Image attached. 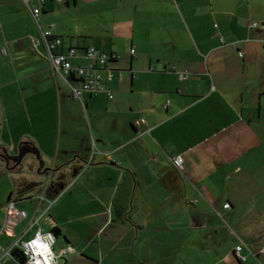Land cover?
Returning <instances> with one entry per match:
<instances>
[{"label": "crops", "instance_id": "obj_1", "mask_svg": "<svg viewBox=\"0 0 264 264\" xmlns=\"http://www.w3.org/2000/svg\"><path fill=\"white\" fill-rule=\"evenodd\" d=\"M106 1H49L37 21L20 0H10L0 99L10 98L16 84L23 97L30 83L31 115L57 124L35 126L31 118L32 127L9 130L6 149L18 140L19 155L28 139L38 151L39 176L64 174L67 186L50 210L45 202L23 201L41 190L18 194L17 208L28 217L10 227L13 237L0 235V258L40 207L36 216L49 210L40 229L61 231L56 251L67 255L60 264H264V0ZM93 8L98 17L113 13L110 23L104 19L106 31L86 34L89 45L67 43V19L78 12L96 17ZM46 31L64 39V53L86 45L117 55L107 86L112 100L86 94V111L70 97L51 72L45 43L33 45ZM27 49L19 77L30 81L6 82ZM71 62L91 63L81 51ZM4 121L0 112L2 149ZM242 244L246 262L234 255ZM2 264L21 263L5 255Z\"/></svg>", "mask_w": 264, "mask_h": 264}, {"label": "built area", "instance_id": "obj_2", "mask_svg": "<svg viewBox=\"0 0 264 264\" xmlns=\"http://www.w3.org/2000/svg\"><path fill=\"white\" fill-rule=\"evenodd\" d=\"M22 5L29 11L32 17L38 21V17L41 16L42 10L47 4V2H57V3H65L68 0H20ZM38 2L37 7L33 6V2ZM41 39L33 40V45L36 47L42 41L46 45L47 52L49 54L48 59L50 60L51 69L55 77H60L68 87L70 97L75 100H79L82 102V98L86 94H95V93H107L109 99H113L112 93L106 87L110 82L113 81L114 75L113 71L110 70V67L105 66L107 64V60L110 59L108 54L97 50L94 47L88 48L86 52H83L84 56L87 60L91 61V63L87 66H74L71 62V58L77 57V50L69 49L67 53H64L60 50L62 45V41L56 38H52L51 32H42ZM53 40V41H50ZM3 54L6 55V50L4 49ZM135 50H131V54L135 56ZM144 122V121H141ZM140 124V123H139ZM173 164L176 167H181L182 158L173 159ZM182 168V167H181ZM49 185H47L48 187ZM37 199H41V202L47 203L50 208L52 204L55 202L47 201L45 194ZM36 199V200H37ZM35 200V201H36ZM37 204L40 203L36 202ZM16 204H11L6 211V223L4 227L0 229V235H7L13 237L12 231L8 228V225L13 223L15 225L18 221H21L27 218L28 214L26 211H22L17 209ZM229 205H226L225 208H228ZM40 207H37L35 210V217L31 220V222L24 229L21 236H19L10 248L4 253L2 258H0V264H2L4 256L11 257V252L14 249H18L23 252V255L26 258L25 264H60V261L65 258L67 255V251L65 249L57 252L55 250L56 247V239L51 233H43L42 230L39 229V219L38 212L40 211ZM44 213H42L43 215ZM40 215V216H42ZM39 216V217H40ZM38 226V230L35 236L29 240L25 241V236L32 230L33 227ZM1 248V247H0ZM241 250V249H238ZM241 259L245 260V257H241Z\"/></svg>", "mask_w": 264, "mask_h": 264}, {"label": "rangeland", "instance_id": "obj_3", "mask_svg": "<svg viewBox=\"0 0 264 264\" xmlns=\"http://www.w3.org/2000/svg\"><path fill=\"white\" fill-rule=\"evenodd\" d=\"M6 1H7V3H6ZM106 2L112 3L110 0H107ZM4 3H6L7 5H5ZM9 3H10V0H0V40H2V39L4 40V37L8 38L12 34V32L7 31V29L9 27L8 24H10L12 22L13 18H11V19H8V18L5 19L4 18V16L7 14V10L12 11L14 9V6L12 4H9ZM59 4H61V3H59ZM74 11L75 10L72 9V12H74ZM92 11L95 13L96 17H92V18L89 16L88 17H85V16L82 17L81 15L79 16L80 12H78L77 17H79V18H77L76 13L74 12L75 14L71 15V19H67V21L65 22V27L71 33V35L65 37V40L67 41V43L71 42L75 46V45H77V43L84 44V42H87L89 45L91 43V37L85 36L86 34H93V35L95 34L96 35L98 33V31H101V32L106 31L108 26H107L106 22H104V19L106 21H108V23H110L111 18L113 16V13L111 11H108L102 17H98L96 9L93 8ZM11 16H13V14L10 13V17ZM72 17H75V18L72 19ZM5 25H6V29L4 27ZM21 32H22L21 27L19 26L18 27V34H19L18 36L21 35L20 34ZM26 36H28V34ZM96 37H98V36H96ZM69 48L70 47H68V49ZM74 48H77V47H74ZM30 55L31 54H29V51L27 49L24 56L22 58H19L18 56H20V53L18 52V56H16V63H15L16 67H15V69H12L11 71H9V73L6 75V77H5L6 82L18 80L21 82L20 83L21 85H24V83H27L30 81V78L23 79V78L19 77L21 70H23L25 68V67H23L21 69V62H23V61L27 62V59L30 58L29 57ZM18 65H20V69H18ZM17 69L19 70V73H18ZM25 73H30V71L26 70ZM64 86L67 87L66 85H64ZM26 89L28 91L25 93V95L23 97L20 98V97H18V84H16L15 88H13V86H11L10 89L8 90L7 94H9L10 98L0 99V112L3 115V118L5 120L4 123H6V127H7L5 135H4L5 136L4 138L7 142V145L5 146L4 150H7L6 148H8V146L11 147V145H9L10 143L8 142V140H10V138H11L9 136L10 135L9 130L11 129L14 131V134H18V127H22V128L29 127V126L32 127L33 125L31 124V118H32V121L35 124V126L53 127L55 124H57L56 119H54V123H52L49 120V118H47V117L44 118L43 120H40V122H36V119L31 115L30 110H29V109H31V99L29 96L32 95L30 83H28V85L26 86ZM4 95H5L4 92L0 93V96L4 97ZM83 112H84V109H83ZM87 113L89 114V111ZM0 144H1L0 146H2V148H3L4 143L2 141H0ZM18 145H19V143L17 140L13 143L12 148L10 149L11 153H14V154H11L9 149L7 150L10 157L13 158V157H15V154L16 155L18 154V150H17ZM37 159H38L37 156H33V155L32 156L31 155L25 156V159L22 162L24 169L21 170L19 173L18 172H15V173L9 172L7 170V166L5 164H3L2 161H0V210L6 205L8 208L11 204L13 205V203L14 204L18 203L17 201H14V199L17 198L18 194H19L18 193L19 191L17 188H19V183L22 180H18V179L21 177H25L29 182H34L37 184V187L34 189L36 191L35 194L41 190L40 195L34 197L35 199L38 197H41L44 194L45 195L47 194L48 189L51 188V186H52V184H50L47 187V183H50L49 179H52V177H48V174H49L48 172H47L48 174H46L44 172L43 174H41L39 176L38 170H37V166H38ZM233 184H234V181L231 184L232 187H234ZM35 194H32L31 196H35ZM19 195H21V194H19ZM9 196H11V198H13V201L10 199V201H8V204H7L6 201L9 198ZM19 197L22 198L23 196H19ZM40 201H41V199H37V202H40ZM26 208L28 209L29 206L27 205ZM1 223L2 222L0 220V226L2 225ZM12 224L13 223L8 225V228L10 230H11L10 227H12ZM2 238L4 239V237H2ZM56 249H58V245L55 247V250Z\"/></svg>", "mask_w": 264, "mask_h": 264}, {"label": "trees", "instance_id": "obj_4", "mask_svg": "<svg viewBox=\"0 0 264 264\" xmlns=\"http://www.w3.org/2000/svg\"><path fill=\"white\" fill-rule=\"evenodd\" d=\"M69 1V0H68ZM67 1V2H68ZM66 3V2H65ZM44 9V8H43ZM42 12H43V10H42ZM51 35H52V33H51ZM41 38H42V35H41ZM52 38H56V39H59L60 41H62V45L64 44V39H62V38H59V37H54L53 35H52ZM50 41H53V40H50ZM61 45V47H60V49H62V46ZM70 46V48L69 49H71V50H77V51H81V52H86L87 51V49L88 48H91V47H86V45H84V47L83 48H79V47H77V48H74L73 46H71V45H69ZM95 48V47H94ZM98 50V49H97ZM63 52V51H62ZM102 52V51H101ZM108 56L110 57V59L109 60H107V64L105 65V66H107V67H110L111 69L110 70H112L113 71V75H114V73H115V69L113 68V64H115L116 63V61L118 60V57H117V55L115 54V53H112V54H108ZM120 75V74H119ZM114 77H115V75H114ZM120 77H121V75H120ZM109 85V84H108ZM107 85V86H108ZM106 86V87H107ZM108 88V90L111 92V90L109 89V87H107ZM112 93V92H111ZM95 94H100V93H95ZM105 94H107V93H105ZM113 95V94H112ZM107 96H108V94H107ZM108 99H109V96H108ZM109 100H112V99H109ZM77 101H79V100H77ZM81 102V101H80ZM81 104H82V107L86 110V105L84 104V102H83V99H82V102H81ZM20 153H21V155L22 156H27V155H33V156H37L38 155V151L36 150V148L34 147V146H32V145H24V146H22V148L20 149ZM46 174H48V173H46ZM52 175V174H51ZM57 181V182H56ZM59 179L57 178V179H54V178H52L51 179V182L50 183H47V185H50V184H52V186H51V188H49L48 189V192H47V196L45 195V197H46V200L47 201H51V202H56V199L62 194V192H63V190H64V187H66L65 186V184H64V181L65 180H61V181H59ZM69 185V184H68ZM64 186V187H63ZM37 187V184L36 183H32V182H26V181H23V182H20L19 183V188H17L18 189V193L19 194H24V193H28V192H31V191H33V189H35ZM63 187V189H61ZM34 200H36L35 198H33V197H31V198H27V200L26 199H24L23 201H33L34 202ZM54 202V203H55ZM54 203L52 204V205H54ZM227 205H229V204H227ZM47 206V205H46ZM226 206V205H225ZM225 206H224V208H225ZM52 208V206L49 208V210ZM229 208V207H228ZM228 208H225V209H228ZM36 210V209H35ZM49 210H47V211H45L44 212V214L42 215V216H40L39 217V215H38V219H39V229L41 228V226H40V221L44 218V216L45 215H47L48 214V212H49ZM218 216H220V217H222L220 214H218ZM27 227V226H26ZM34 228V227H33ZM37 230H38V226H36L35 227ZM41 230V229H40ZM34 232V231H33ZM37 232V231H36ZM36 232L35 233H33V237L35 236V234H36ZM43 232V231H42ZM43 233H51L54 237H55V239H56V242H57V238L60 236V233H61V231L59 230V228L58 227H53L50 231H48V232H43ZM32 237V238H33ZM28 238V237H27ZM32 238H29L28 240H26L25 238H24V240L25 241H29V240H31ZM55 242V243H56ZM57 244V243H56ZM244 248H245V245L244 244H242V245H240V246H238L237 248H236V250H234V255H235V258L238 260V261H240V262H246L247 261V256L246 255H244L243 254V250H244ZM238 249H241V250H238ZM62 250V249H61ZM248 254L249 255H253L254 256V254L252 253V252H250V251H248ZM11 257L12 258H14L16 261H18V262H20L21 264H25V262H26V258H25V256L23 255V252H21V251H19L18 249H14L12 252H11ZM241 257H245V260H243V259H241Z\"/></svg>", "mask_w": 264, "mask_h": 264}, {"label": "water", "instance_id": "obj_5", "mask_svg": "<svg viewBox=\"0 0 264 264\" xmlns=\"http://www.w3.org/2000/svg\"><path fill=\"white\" fill-rule=\"evenodd\" d=\"M21 145H31V144L29 143L28 139H23L21 141V143H20V146ZM11 158L12 157H10L6 151L4 152L2 149H0V161L5 163V165L7 166V170H10V171L15 173L22 167L20 162H22L24 157L21 155V153L19 151V155H18L19 159H18V162H17L18 164L13 162V161H11ZM61 189H63V188H61ZM10 199H11V196H9V198L7 199L6 202L10 201ZM17 205H18V203H16V206Z\"/></svg>", "mask_w": 264, "mask_h": 264}, {"label": "flooded vegetation", "instance_id": "obj_6", "mask_svg": "<svg viewBox=\"0 0 264 264\" xmlns=\"http://www.w3.org/2000/svg\"><path fill=\"white\" fill-rule=\"evenodd\" d=\"M0 149H2V147L0 146ZM4 152L6 151V150H4V149H2ZM7 152V151H6ZM9 155V154H8ZM18 155L17 156H15V157H13V158H11V160L13 161V162H15V163H17L18 162ZM3 163V162H2ZM3 164H5V163H3ZM18 164V163H17ZM48 177H52V175H50V174H48ZM53 178V177H52ZM56 178H58L59 179V181H61V180H65V175L64 174H62L60 177H56ZM50 180V182H51V179H49Z\"/></svg>", "mask_w": 264, "mask_h": 264}]
</instances>
